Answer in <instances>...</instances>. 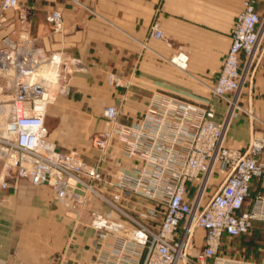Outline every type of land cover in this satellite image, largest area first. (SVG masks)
Returning <instances> with one entry per match:
<instances>
[{
	"label": "crops",
	"instance_id": "0c3cea01",
	"mask_svg": "<svg viewBox=\"0 0 264 264\" xmlns=\"http://www.w3.org/2000/svg\"><path fill=\"white\" fill-rule=\"evenodd\" d=\"M1 2V0H0ZM245 0H19L16 10L5 13L0 27V47L5 38L14 41L24 31L37 47L59 54L66 67L67 91L46 116L48 139L61 152H75L88 164L99 166L107 183L105 197L114 193L122 170L132 164L113 141L105 156L93 145L95 137L109 129L104 111L116 106L120 122L130 125L145 112L155 95L170 96L205 106L214 103L217 120H223L227 104L212 97L231 45V33ZM264 24V0H257ZM53 11L64 19V32L54 33L48 22ZM158 22L164 39L149 37ZM261 25V26H262ZM260 26V27H261ZM187 58V68L174 59ZM115 75L120 85L110 81ZM239 111L226 137V146L243 150L264 131V36L251 79L239 95ZM215 177L212 188L219 187ZM192 199L196 185L189 184ZM213 191V189H212ZM264 198V177L251 182L244 210ZM128 214L140 219L151 207L135 198L121 202ZM120 235L143 242L145 236L99 197L83 206L57 202L50 186L22 181L19 190L0 192V264H95L102 251L103 234ZM194 256L203 246L198 230ZM103 245V246H102ZM102 246V247H101ZM147 250L140 264H143ZM221 255L229 261L264 264V222L246 235H225Z\"/></svg>",
	"mask_w": 264,
	"mask_h": 264
},
{
	"label": "built area",
	"instance_id": "2783aa9c",
	"mask_svg": "<svg viewBox=\"0 0 264 264\" xmlns=\"http://www.w3.org/2000/svg\"><path fill=\"white\" fill-rule=\"evenodd\" d=\"M256 2L245 0L211 89L213 98L227 104L223 120H217L211 101L201 106L162 95L153 96L145 112L130 125L120 122L118 107L105 109L109 129L93 141L102 153L101 162L116 140L122 156L132 164L110 184L114 189L110 198L98 188L107 183L99 166L88 164L75 152L59 151L48 139L47 109L55 99L48 75L54 73L55 84L63 83L62 94L67 91L61 55L37 47L26 31L18 41L5 38L0 47V192L17 191L22 181H28L36 187L50 186L57 202L83 206L89 195H95L145 236L139 242L103 234L101 247L105 249L95 264H140L144 250L143 264H247L225 259L221 247L225 235L240 237L257 222H264V198L244 210L252 180L264 177V131L243 150L226 146L234 119L239 111L244 112L239 95L252 77L264 36ZM18 7L19 0H1L0 27L7 22L5 13ZM48 22L54 33L64 32L61 12L53 11ZM149 37L164 39L158 22L151 26ZM176 59L187 62L183 55ZM110 81L120 85L115 75ZM6 110L9 114L4 118ZM216 176L221 182L214 189ZM190 183L196 185L192 199ZM135 198L151 206L140 219L120 205ZM197 230L204 231L203 246L193 256L190 251L196 246Z\"/></svg>",
	"mask_w": 264,
	"mask_h": 264
},
{
	"label": "bare ground",
	"instance_id": "6f19581e",
	"mask_svg": "<svg viewBox=\"0 0 264 264\" xmlns=\"http://www.w3.org/2000/svg\"><path fill=\"white\" fill-rule=\"evenodd\" d=\"M175 63L179 66V67H181V68H183V69H186L187 68V62L186 63H184V62H182L181 60H179V59H176L175 58ZM48 78H49V80H50V87H51V91L54 93L55 92V90H56V88L58 87V85L59 84H55L54 83V81L56 80V78H55V76H54V73H52L51 75H48ZM54 83V84H53ZM9 114V111L8 110H6L5 111V113H4V118H6V116ZM1 115H2V113H1ZM1 120H2V118H1ZM2 123V122H1ZM1 126V125H0ZM197 232H198V230L196 231V236H197ZM182 264V263H181Z\"/></svg>",
	"mask_w": 264,
	"mask_h": 264
},
{
	"label": "rangeland",
	"instance_id": "374dc122",
	"mask_svg": "<svg viewBox=\"0 0 264 264\" xmlns=\"http://www.w3.org/2000/svg\"><path fill=\"white\" fill-rule=\"evenodd\" d=\"M62 84H63V83L60 82L59 85H58V87L56 88L55 92L53 93L55 99H54V101L48 106L47 114H48V112H49L50 107H51L52 105L56 104V102L58 101V99H59L62 95H64V94H62V90H64V86H63ZM95 197H96L95 195H89L88 198H87V202H88L89 199H91V198H95ZM201 248H202V247H201ZM201 248H200V249H201Z\"/></svg>",
	"mask_w": 264,
	"mask_h": 264
}]
</instances>
